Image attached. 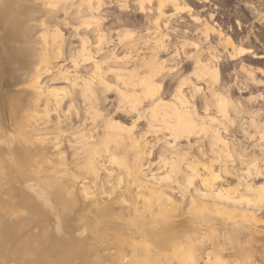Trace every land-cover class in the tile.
I'll return each instance as SVG.
<instances>
[{
	"label": "bare ground",
	"instance_id": "bare-ground-1",
	"mask_svg": "<svg viewBox=\"0 0 264 264\" xmlns=\"http://www.w3.org/2000/svg\"><path fill=\"white\" fill-rule=\"evenodd\" d=\"M56 1L63 4L66 14L70 11L71 37L76 41V45L71 41L75 45H71L72 50L67 43L69 53L73 51L69 58L74 67L72 76L65 69L55 72H62L64 87L48 83L55 81L57 74L47 81L42 79L43 75H50L51 62L63 53L65 39L59 22H53L50 34V22L40 15L31 16L25 5L28 1L0 0V18L5 23L0 30L8 26V34L16 19L14 9H24L28 21L21 25L23 37L15 40L13 47L17 52L20 44L17 55L25 59L24 64L28 58L33 63L22 71L13 58L14 69L10 60V64L6 62L13 73L16 66L19 73L22 71L20 79L10 75H15V82L21 80L22 91L28 93L26 103L16 97L15 103L9 105L10 112L5 108V117L3 111L0 116V177L4 178V183L0 182V264H73L81 255L85 258L84 263L80 261L83 264H187L188 250L196 257L195 244L200 241L203 226L210 231L218 224L226 230L228 223L239 230L247 224L255 229L257 225L264 227V216L258 214L264 203V100L262 108L256 110L261 111L258 116L251 113V107L235 106L225 94L227 88L235 89L238 72L250 78L249 85H263L260 80L253 81L249 65L241 64L243 56L255 55L252 50L236 48L230 38L219 39V45L225 51L231 48L233 53L218 57L217 47L209 41L213 28L206 20L191 16L193 9L183 0ZM111 5L118 11L116 14L110 11ZM170 6L175 12L165 13ZM128 11L142 14L144 23L130 20ZM182 12H187L195 24L201 23L203 29L199 33L207 46L203 49L196 44V52L180 66L169 62L183 58L180 50L187 45L189 31H183L185 22L180 25L182 30L175 28L178 23L174 27L171 24V19L177 22ZM3 32L0 36L6 42ZM112 32L117 37L115 43L110 37ZM179 39L180 49L174 44ZM7 42L4 45L8 48ZM118 45L121 57L117 54ZM7 51L10 49L4 54ZM164 54L170 57L161 60ZM234 60L240 64L229 66L231 82L208 85V76L215 83L218 81V64ZM187 73L192 79L190 74L185 78ZM208 86L212 93L205 92ZM16 92L11 93L13 99L19 96L20 91ZM109 93L114 95V101H107ZM146 100L149 105H143ZM229 104L235 114L245 118L240 129L249 139V146H242V141L233 136L226 137L227 130L223 136L219 128L212 129V141L204 145L206 124L216 121L210 112H221L227 117ZM249 104L253 107L255 103ZM120 120L131 125L124 127ZM143 120L145 131L138 129ZM87 125L92 128L84 134L81 131ZM200 130L205 139H199ZM160 133L167 134L168 142L161 145L158 140L159 150H155L146 137ZM193 138L197 140L192 141ZM237 144L240 151L235 148ZM219 147L223 150L215 154L213 149ZM228 159L237 167L233 181L226 179L230 175L228 165H219ZM5 170H15L13 174L19 177L23 173L25 178L29 174L35 178L32 189L25 184L29 193L26 198L17 196L13 184L18 178L14 179L11 172L5 174ZM24 211L34 212L33 218L38 216L42 223H52L51 233H55L57 242L45 238L37 244L29 241L27 244L32 245L28 247L29 236L25 240L22 229L27 221H23ZM76 212L81 214L77 223ZM29 216L26 215L27 225H33ZM81 221L86 233L79 237L67 234V226ZM35 224L34 228L40 221ZM43 225L41 228L46 226ZM201 234L207 237L210 233ZM228 240L238 238L232 236ZM214 256V260L204 264H217L219 257ZM238 256L242 263L249 264V257L242 250Z\"/></svg>",
	"mask_w": 264,
	"mask_h": 264
},
{
	"label": "rangeland",
	"instance_id": "rangeland-1",
	"mask_svg": "<svg viewBox=\"0 0 264 264\" xmlns=\"http://www.w3.org/2000/svg\"><path fill=\"white\" fill-rule=\"evenodd\" d=\"M26 1H28V2L27 3L25 2V5H26V7L28 9V12H29V14L31 16L35 17V16L40 15V16L44 17V19H46L47 22H50V26H51L49 28L50 34H53L52 25H53V22H55L57 20L59 22V27L62 30V34H63L64 39H65V42L63 44L64 46L62 47V52H63L61 54L62 56L60 58H58L56 56L57 58H55L52 61L53 64L51 62L52 69L50 71V75L49 74H45V77L43 75V77H42V79H44L43 81H45V80L47 81V79L50 78V77H53L54 74L56 75L57 73H55V72L58 69H60L62 72L65 71V70L66 71H69L70 75L72 76L74 67H73L72 61L70 60L71 59L70 56L73 54V51L70 54L69 52H71V51H69V50H70V46L71 45L72 46L74 44L76 45V41H74L75 39L73 37H71L72 36V34H71V32H72L71 31V26H72V23L73 22L72 21H69V20H71L70 19L71 16L69 14L70 11H68L67 14H66L62 10V5L63 4H61V6L59 5L60 2L58 4H56L57 3L56 0H51V1H53V2L50 1L51 5L49 4L48 0H26ZM60 1L65 2V0L64 1L63 0H60ZM183 2L186 3L190 8L193 9V11L191 13V16H198V18H200V19L203 18L202 13H200V8H201L200 4L196 3L195 0H183ZM130 3H131V1H130ZM155 5H156L155 2H153L152 8H154ZM221 7L228 8L229 6L228 5H224V6H221ZM239 7L240 8H235V10L237 12L238 11H243V8L241 6H239ZM47 8H49V9H47ZM58 8H59V10H58ZM231 8H234V7L231 6ZM14 10L16 12L15 13L16 19L14 20V23L12 24V31H11V33L8 34L9 33V29H8V26L7 25H6L7 27H4L6 29H4V30L2 29V31L0 30L1 33L4 31L7 34V35L5 34V36L8 38L7 39L8 42H7V40H6V42L9 43L8 44V48H7V46H5L7 44H6V42H4L6 38L4 37L5 39L3 40V35L1 34L0 41H2L3 43L0 42L1 43L0 44V106H1L0 107V116H1V111H3L2 112V116L4 115L3 117H5V115H6L5 112H4L5 111V108H6V112H8V110L10 112V109H9L10 106L9 105L15 103L13 101L17 100L16 97L21 98L20 100H22V103H24V102L26 103V100L25 99H26V96H27V93L28 92L27 91L26 92H23L22 91L24 88H23V83L21 82V80H17L16 82H15V80H16V78L17 79H20V77L21 78L23 77V76H20L21 74H23L22 71H25L26 70L23 67L28 66L29 68L28 67H26V68L27 69H30L31 65L33 64L31 58L26 59V61H27L26 63L27 64H24L25 59L21 57V54L18 53L19 55H17V52L19 50V47H21V45L18 42H17L19 44V45L17 44L19 46V47H17L18 50H17V52L14 51V47L15 46L13 47V45L16 44V43L14 44V41L15 40L16 41H19L20 39H22L23 35L21 34V30H22L21 28H22L23 24L25 23V21H28V18L26 16V13H24V9L23 8H18V9H14ZM110 11L111 12H114V14H116L118 12L117 10H115V7H113L112 5L110 6ZM164 12L167 13V14H170V13H174L175 11L170 6V7L166 8ZM127 14H128V17L130 18V20H134V21H137L138 20V21H140V23H144L142 14H139V13H136V12H130V11H128ZM179 16L180 17H179V19H178L177 22H175L176 21L175 19H171V24L174 27L175 23L176 24L178 23L179 26H176L175 25V28L178 27V29L182 30V27L183 26H180V25H184V23L182 21L185 22L184 27L185 26H187V27H185V28L183 27V31L184 30H188L189 31L188 37H186V38H188V40H186L187 41L186 43H187L188 46L187 45L186 46L184 45L183 46L184 47V50H180L184 54L183 58L171 60L169 63L170 64L180 63V66H181L182 64L187 63L188 60H189V57L194 52H196V49H198L197 46H196V44H198L199 46L201 45L202 48L205 49V46H207V43H205V45H204V40L202 39L201 33H199L203 29V26H201V23L200 24L199 23L198 24H195L194 22H192L191 19H190V15L187 14V12L179 13ZM59 19H60V21H59ZM62 19H65L66 22L64 20H62ZM141 19H142V22H141ZM240 19H243V18L242 17L241 18L239 17V20ZM67 20H68V22H67ZM204 20H206V23L213 28V33L210 35L209 41H210V43L212 45L214 44V46L217 47V51L218 52H217L216 55L218 57H222L221 55L222 54L225 55V54H227V52L233 53L231 48H228L227 47V49L225 51L224 48H223V46L222 45H219V44H221V41H220V43L218 42L219 39L220 40H223L225 38H230V37L229 36H226L224 34V32L222 31V29L220 27L216 26L213 23V22L216 21L215 19H213V16L210 15L208 18L205 17ZM61 21H63V22H61ZM70 22H71V24H70ZM241 22H245V20H241ZM60 23L62 25H60ZM1 25L3 26V25H5V23L0 18V27H2ZM237 25L240 26L239 22H237ZM198 26H200V27H198ZM14 28H16V29L14 30ZM196 28L198 29V31H197ZM5 30H8V31H5ZM4 32H3V34H4ZM141 32H142V34L144 33V28H142ZM18 35L20 36V38H19ZM110 37H111V40L113 41V43H115L117 41V37L114 34V32H112V34H111ZM217 37H220V38H217ZM232 42L236 46V48H237V46H241V48H243V49L246 48V46H244L243 42H238V43L236 42L235 43L233 40H232ZM67 43L70 45L69 47H68V44ZM121 44L122 43H120V45ZM174 44L176 45V47H178V49H180L182 47V40L180 41V39H179V41L174 42ZM120 45L117 46V54H118V56L120 55V57H121L123 54L121 53L122 50H121ZM3 46H4L5 49L3 48ZM72 46H71V50H72ZM6 48L8 50L10 49V51H7L8 53L6 52L4 54V52L7 50ZM111 48L112 47H110L109 49H111ZM246 49H248V48H246ZM12 51L15 52L14 53L15 54V57H14V54H13ZM20 51H21V48H20ZM184 51H185V53H184ZM1 54H3V55H1ZM7 55H8V57H7ZM4 56H6V59H5ZM161 57H162L161 60L168 59L170 57V54H167V55L164 54ZM12 58L15 61L12 60ZM206 58H207V54H206ZM29 59H30V61H29ZM8 60H10V61L12 60L13 62H15L14 64H16V63L18 64L19 63L18 64L19 67L22 66L21 68H23V70L21 69L22 70L21 73H19V70L17 71V69L19 68L17 66H16V69H15V72L13 73L12 71H14V70H11L12 69V66L9 67L10 61H8ZM7 61H8L9 64H6ZM12 61H11V65H13L12 64L13 63ZM22 62H23V65L21 64ZM236 62H239V60H234L232 62H221L220 64H218L217 65L218 74L220 73L218 75V79H217L218 81L215 83L213 77L208 76L207 77V80L209 82L208 85H210V84H211V86H215L216 84L219 85L220 84V81L227 82V84L229 82H231L230 81L231 79H230V77L228 76L227 73H228V71L231 70V68L229 67L231 65V63H236ZM61 64H62V66H61ZM13 69H14V65H13ZM16 71H17L18 75H17ZM250 71L252 73L253 81L255 83H257V81H259L260 79L259 80L256 79V77H255V69L251 68ZM62 72H61V74H62ZM10 74H12V75L15 74L16 75V78H15V75L11 77ZM61 74H57L56 75V78L57 79L55 81H49L48 83H50L51 86L54 85L55 87H64L65 86V83H64L63 79L61 78L62 77ZM188 74H190V73H187V74L184 75L185 78L191 76V79H192V75L190 74V76H189ZM18 76H20V77L18 78ZM68 76H69V74H68ZM235 76H236L235 77V80H234V82L236 83L235 89L244 90L245 88L254 87V88H256V90L251 91V92H247V93H242V92H237L234 89L233 90H230V89L227 88L225 90V94L231 98V101L230 102H232L235 106H236V104H240V106L246 107L247 109L251 107V113L252 114L258 113V116H261L262 115L261 114V111L259 112V111H256V110L262 108L260 106L263 103L262 100H264V91H260L261 88H258L259 85H252V84L249 85L247 81L250 78L246 74H244L242 72H238V73L235 74ZM13 79H14V81H13ZM13 82H15V84H16L15 89L13 88L15 86ZM200 82H202V81H200ZM200 86L203 87V84L200 83ZM11 91L12 92H14V91L19 92L20 91L19 92V96L17 94V96H15V99H13V95H11V93H12ZM28 91H30V90H28ZM205 92L212 93L211 87H209V86L206 87L205 88ZM21 94H23V95H21ZM247 94H250V96L248 98L242 99V98L239 97V95H244L245 96ZM107 97H108L107 101L108 100L109 101L110 100L114 101V95L113 94L109 93L107 95ZM249 98H251V99H249ZM252 102L255 103L253 105V107L250 106V104H249V103H252ZM1 103H3V105ZM211 103H212V108H213V106L215 105V101L212 100ZM106 104H107V102H106ZM149 104H150V102L147 101V100L143 102V105H149ZM6 105H8V106L6 107ZM226 113H227V117H224V116H222V113L221 112H215L214 110H212L209 115H210L211 118H214V119L216 118L215 119L216 121L212 122L211 124H209L210 122H207L206 127H205V129H208V132L206 133L207 134V139H205L204 136L202 135L203 132H204V131H202L203 129L200 130V132H202V133H200L199 139H205L204 142H203V144L205 145L207 142H209V140L212 141L211 140V135H212L211 131H212V129H214V128H217L218 129L219 128V130L222 132V135L223 136H225V133L224 132H225V130H227L226 131V134H227L226 137L231 138L230 136H233L234 139H237V140H241L242 141V144H241L242 146H245V147L247 146L248 147L249 146V139L246 136H244L243 133H241V129H240V125H241L243 119H245V118L242 117L241 116L242 114H240V113L239 114H235L233 112V106L230 105V104L228 106H226ZM53 116H54V114L51 115V118L52 119L54 118ZM219 120H222V121H219ZM5 121L7 122V119ZM6 122H5V126H6ZM105 122H106V120H105ZM9 123H11V119L9 120ZM120 124H122V126H124V127H129L131 125V123H124L121 120H120ZM91 128H92L91 125H87V127L83 128L81 132L84 133V134H88V132H89V130H91ZM140 128L143 129L142 131H145L146 130V125H145V121L144 120L142 121L141 124H139L138 129H140ZM138 136L139 135L137 134V137ZM167 137H168L167 134L160 133L159 135H156V136L148 135L146 138H147V142H148L149 145H153V146L155 145V150H159L158 144L163 145V143H167L168 142V139H166ZM138 139H139V137H138ZM158 140H159V142H158V144H156ZM193 140H197V139L196 138H193L192 141ZM181 144L185 145L186 142L185 141H181ZM199 145H200V143H199ZM235 148H236L237 151H240L238 149V144L235 146ZM48 149H49V147L48 148L46 147V151ZM64 150H65V148H64ZM220 150H223V147L215 148V149H213V152L216 154V152H218ZM50 152H52V150ZM214 157H216V156H214ZM150 158L152 160H155V158L152 157V156H150ZM215 160H216V158H215ZM223 164L228 165V172L230 174L229 176L226 177V179H228L229 181H233V178H232L234 176L233 175V171L237 168V167L234 166L235 163L232 162L231 159H228V161H224V162L219 163V165H223ZM150 168H151L152 171H154L153 166L150 167ZM14 171L15 170H13L12 172L5 170L3 172L5 174L8 173V175H10L9 172H11V176L14 179L15 178H18V181L13 184L14 185V190L17 193V196L19 198L24 199L29 194L28 191L25 189V184L28 183V187L32 189V186L35 184L33 182L35 178L33 176H31V174H29L30 176H27L25 178L26 175L25 174L23 175V173L22 174L19 173L18 174V175H20V177H19L16 174H13ZM13 175H16L17 177H15ZM3 179L4 178L0 177V182ZM27 180H29V182ZM131 182L132 181L129 180L128 181V184H130ZM3 183H4V180H3ZM4 186L6 187L5 184H3L2 187L4 188ZM1 189H0V192H2ZM1 198H3V196H1ZM115 209L117 211L120 210L119 208H115ZM25 212H27L26 215L29 216L28 215V212L29 211H24L23 212V216H22L23 217V221L25 219H27V221H29V219L25 215ZM30 213H31V215L29 216V218H30L31 222L33 223V225L30 224L31 225V227H30L29 222H28V225H27V221H25L26 223L25 222L24 223L26 225L24 224V226L25 227L26 226H29V227H26V228L25 227L24 228L22 227V229L25 230V232H27L29 234H31V233L34 234L35 232L36 233L34 234V236L33 235L31 236L29 234L26 235V233L23 232V234L25 235L24 236V239L26 237H28V236L31 237V238L28 237V241H26V244L29 241H32L33 243L35 242V244H37L36 243L37 241H40L41 239H45V238L48 241H50V242L51 241L57 242V240L55 238V233L54 234L51 233L52 232V229H53L52 223L51 224H47L45 222L42 223L41 221H43V220H41L40 218L38 220L37 219L38 216L35 217V218H33L34 216H36L34 212L30 211L29 214ZM258 214H259V216H264V203L262 204V206H261ZM16 215H18V213H16ZM75 215H76L75 216V223H77L78 222L77 220L79 219V216L81 214L79 215L76 212ZM39 221H40V224L38 225V227H35L34 228V224L35 223L36 224L39 223ZM36 224H35V226H37ZM41 224L42 225L45 224L47 227L45 225H43V227L44 226L45 227L44 228H41ZM212 224L209 223L208 225H212ZM39 226H40L41 229H39ZM37 228H38V230L40 232L37 230ZM46 228L47 229L49 228V229L47 230ZM67 228H70V229H67V234H69L70 236L71 235L72 236L77 235V237H79L80 235L86 233L85 226L83 225V221H81L79 224H76V226H72V227L67 226ZM255 230H258V232L255 233ZM205 231H208L210 234H206L207 237H202L201 236L202 235L201 233H204ZM38 232H39V234L43 232V236L41 234V237L42 238H40V235L39 234L37 235ZM44 233H47L49 236L45 234L46 236H48V237H45ZM35 236H37V237H35ZM232 236L237 237L238 240L232 241V242L229 241L228 240V237L231 238ZM87 237L89 238L90 236L87 235L86 238ZM89 239H91V237ZM91 242H92V240H91ZM29 244H27L28 247L30 245H32V244H30V245ZM96 245L99 248L101 247V246H98L99 244H96ZM96 245L94 244L93 246H96ZM33 246H34V244H33ZM189 246L190 247H194V245H188V247ZM195 248L198 250L197 253H196V257H193L191 251L188 250V252H187V260H188L187 261V264H190V261H194L195 263L193 262V264H204L206 261H209V260L212 261V260H214V258H215L214 255H217L219 257L217 264H245V263H242L240 257L238 256V252H240V250H242L244 252V254L249 257V264H264V227H262L261 225H257V228L255 229L253 227V225L247 224V225H244V227L241 230H239L237 228H232L231 227V224L228 223L227 226H226V230H225V227L224 226H222L221 224H218V225H216L214 227V230L213 231H210L209 229H205V227L203 226L201 228V230H200V241H199V243H196L195 244ZM213 251H214V253H213ZM98 252L101 255L102 252H103L102 251V248L101 249H98ZM78 256H80V255H78ZM81 256L78 257V258H80V259H78L79 260L78 262H77V258H76V261L75 262L72 261V262H74L73 264H83L85 258L83 260V256H82V258H81ZM106 258H107V256H106ZM82 260H83V263L80 262ZM107 261H108V259L106 260V262Z\"/></svg>",
	"mask_w": 264,
	"mask_h": 264
},
{
	"label": "flooded vegetation",
	"instance_id": "flooded-vegetation-1",
	"mask_svg": "<svg viewBox=\"0 0 264 264\" xmlns=\"http://www.w3.org/2000/svg\"><path fill=\"white\" fill-rule=\"evenodd\" d=\"M195 1L200 4V13H202L204 19L212 15L213 19L216 20L213 23L220 27L226 36H229L235 43L243 42L246 48L252 50L255 57L251 55L243 56L241 64L245 66L249 65V67L255 69L256 79H260L264 83V74H261V70L264 73V0ZM224 5H228L229 7H221ZM231 6L234 8H231ZM239 6L243 8V11L237 12L235 10V8H240ZM239 17L243 19L239 20ZM241 20H245V22H241ZM237 22H239L240 26L237 25ZM258 88H261L260 91H264V84ZM234 90L247 93L256 90V88L251 87L245 88L244 90ZM249 96L250 94L245 96L239 95L242 99L248 98Z\"/></svg>",
	"mask_w": 264,
	"mask_h": 264
}]
</instances>
